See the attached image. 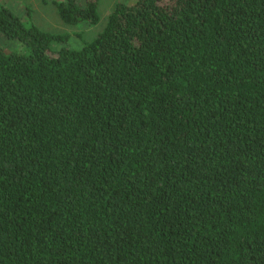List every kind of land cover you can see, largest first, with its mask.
Masks as SVG:
<instances>
[{
  "label": "trees",
  "instance_id": "16d2710c",
  "mask_svg": "<svg viewBox=\"0 0 264 264\" xmlns=\"http://www.w3.org/2000/svg\"><path fill=\"white\" fill-rule=\"evenodd\" d=\"M30 13L0 0V264H264V0H120L80 47Z\"/></svg>",
  "mask_w": 264,
  "mask_h": 264
},
{
  "label": "rangeland",
  "instance_id": "374dc122",
  "mask_svg": "<svg viewBox=\"0 0 264 264\" xmlns=\"http://www.w3.org/2000/svg\"><path fill=\"white\" fill-rule=\"evenodd\" d=\"M12 1L15 10H31L32 21L44 31L69 35V44L80 47L83 41L94 39L105 27L109 14L120 0H99L100 22L97 25H70L62 20L52 0H4ZM130 1V0H123ZM0 46L10 50V43L0 36Z\"/></svg>",
  "mask_w": 264,
  "mask_h": 264
}]
</instances>
